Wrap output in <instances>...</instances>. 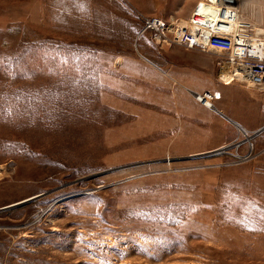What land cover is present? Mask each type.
I'll use <instances>...</instances> for the list:
<instances>
[{"label": "rangeland", "instance_id": "obj_1", "mask_svg": "<svg viewBox=\"0 0 264 264\" xmlns=\"http://www.w3.org/2000/svg\"><path fill=\"white\" fill-rule=\"evenodd\" d=\"M191 4L0 0V264H264V130L195 152L229 121L173 92L194 49L140 34Z\"/></svg>", "mask_w": 264, "mask_h": 264}, {"label": "built area", "instance_id": "obj_2", "mask_svg": "<svg viewBox=\"0 0 264 264\" xmlns=\"http://www.w3.org/2000/svg\"><path fill=\"white\" fill-rule=\"evenodd\" d=\"M146 32L156 43L214 54L217 66L231 74L230 80L264 89V37L242 17L238 0H197L183 24L147 16L140 34ZM196 99L207 107L212 96L204 93Z\"/></svg>", "mask_w": 264, "mask_h": 264}, {"label": "crops", "instance_id": "obj_3", "mask_svg": "<svg viewBox=\"0 0 264 264\" xmlns=\"http://www.w3.org/2000/svg\"><path fill=\"white\" fill-rule=\"evenodd\" d=\"M196 1L192 0L191 9ZM179 54L185 55V60L181 63L176 58ZM170 55L169 61L163 58L164 63L169 66L166 76L171 75L174 82L179 85L178 87L182 85V81L194 86L202 83L199 91L188 90L189 93L193 94L192 96L184 90L183 85L181 88L173 90L174 93L182 94L183 99L181 101L184 102L186 95L193 103L206 110L208 107L201 104L196 99V95L201 96L204 93H209L212 96V110L225 116L226 121H229L222 128L218 126L217 122L210 125L207 130L209 137L205 135L195 136L193 138L195 143L213 144L212 146L209 145L210 148L197 149L195 152H203L230 144L235 138L242 139V146L245 144V140L250 137V141L258 140V136L253 135L260 128L264 130V89L236 80H224L222 76L220 78L224 70L216 66L217 64L215 65L217 58L214 54L174 46L170 50ZM121 61L122 59L119 60L118 64ZM172 99L174 104L180 102L177 97ZM194 129L198 128L195 127ZM188 139H190L189 136Z\"/></svg>", "mask_w": 264, "mask_h": 264}, {"label": "water", "instance_id": "obj_4", "mask_svg": "<svg viewBox=\"0 0 264 264\" xmlns=\"http://www.w3.org/2000/svg\"><path fill=\"white\" fill-rule=\"evenodd\" d=\"M263 128L259 129L257 132L261 131ZM222 149H217V150H214V151H210V152H206V153H203V154H199V156H208V155H214L216 153H219Z\"/></svg>", "mask_w": 264, "mask_h": 264}, {"label": "bare ground", "instance_id": "obj_5", "mask_svg": "<svg viewBox=\"0 0 264 264\" xmlns=\"http://www.w3.org/2000/svg\"><path fill=\"white\" fill-rule=\"evenodd\" d=\"M198 96H200V95H198ZM203 105H204V104H203ZM207 107H208V108H211V107H212V104H211V103H208V104H207Z\"/></svg>", "mask_w": 264, "mask_h": 264}]
</instances>
